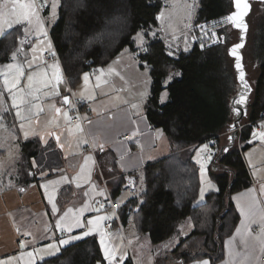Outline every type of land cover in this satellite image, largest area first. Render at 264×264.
Instances as JSON below:
<instances>
[{
  "label": "trees",
  "instance_id": "1",
  "mask_svg": "<svg viewBox=\"0 0 264 264\" xmlns=\"http://www.w3.org/2000/svg\"><path fill=\"white\" fill-rule=\"evenodd\" d=\"M60 1L59 19L51 31V39L59 54L63 72L69 77L73 89L82 83L85 73L89 74L87 63L96 72L125 50L135 52V37L144 32L149 38L150 33L160 27L159 16L165 7L163 0ZM232 7V0H201L196 21L220 20L230 14ZM224 30L221 27L223 33ZM260 30L263 39L264 25ZM23 34L21 27H15L0 38V66L10 61ZM261 45L256 51L260 75L255 85L248 122L239 133L241 146L219 157L222 150L220 147L215 158L219 157V167L233 171V180L229 172L211 173L219 190L210 193L203 204L210 208L209 214L198 219V226L193 233L172 250L179 264H193L194 261L207 259L211 264H220L224 258V242L232 236L239 224L240 217L231 197L249 185L248 169L243 157L253 139L252 127L248 124L264 119V41ZM219 48H222V52L218 51ZM146 49V56L140 57L141 68L149 69L152 79L147 117L154 127L166 133L174 153L145 168L146 191L141 196L142 203L135 216L138 233L148 235L154 245H161L173 239L181 224L203 206L198 204L202 172L194 160L195 150L224 133L234 112L231 101L237 85L231 70L227 68V50L224 46L205 51L194 46L191 51H181L175 57L170 54L166 43L156 37ZM172 71L180 72V76L165 88V80ZM165 89L168 90L169 100L162 105L160 97ZM77 96L90 103V108L84 112L85 118L91 110V101L87 97ZM9 114L13 121L16 116L13 111ZM13 122L12 127L16 126V121ZM34 145L38 144L26 142L23 145L25 159L28 158L30 163L42 152L40 148H33ZM124 184L125 178H121L118 192ZM114 196H117V191ZM137 204L136 200H132L126 207ZM38 264L108 262L97 238H89L64 248L58 256Z\"/></svg>",
  "mask_w": 264,
  "mask_h": 264
},
{
  "label": "crops",
  "instance_id": "2",
  "mask_svg": "<svg viewBox=\"0 0 264 264\" xmlns=\"http://www.w3.org/2000/svg\"><path fill=\"white\" fill-rule=\"evenodd\" d=\"M193 3L192 0H186L185 2V4L189 5L188 17L183 21V25L186 26L184 30L186 33L196 17V8L193 9ZM166 6L164 9L169 8L168 5ZM231 10H233V7L229 12ZM159 23L160 27L150 33L151 39L154 38L152 34L159 37L160 33L163 36L167 30L170 31L173 30L174 26H179V21H165L162 12L159 16ZM186 46L188 45H185L182 51H191L193 49L191 46ZM124 54L131 55L133 53L130 50L129 52H124ZM124 54L111 61L105 67L108 68L117 63V59ZM170 54L176 57L179 53L170 52ZM227 59V68L231 70V75L237 85L232 94L234 96L239 92V86L233 70V62H231L232 60L229 56H227ZM60 66L63 72L61 63ZM130 67V64L124 63L123 72L125 73ZM139 68L140 72L146 75L147 72L141 68V64ZM179 76L180 72L172 71L165 80V88ZM109 80L118 94V99L113 105H116L117 108H123L127 104L135 106L136 103L138 104L135 107L136 113L131 115L134 120L130 122L131 125L136 124V126L131 127L135 135L134 137L128 134L125 135L126 144H120L118 140L116 141L110 136L105 135L104 137L97 130L91 135L90 129L88 132L84 129L85 126L71 123L69 112L68 116H64L66 114L65 109L69 108L64 102V98L69 97L65 85L66 82L61 84L63 94L58 99L60 124L56 127H51L50 130L53 132L62 131L69 137V141L65 144H59L56 139L49 138L44 140L41 137V133L35 132L30 136L20 137L18 144H10L15 149L18 146L20 147V153L17 152V149L13 152L15 157L20 158L14 178H21L23 183L18 186H0V264H38L41 261L58 256L64 248L89 238H97L104 257V248L107 247L110 251H114L119 264H136L131 258L127 261L121 260L117 252V244H119L121 239L124 240L125 238L126 240L127 232L132 236L139 237L135 215L138 213L142 203L141 196L146 191L144 170L149 164L171 156L174 153V148L166 133L162 129L154 127L147 117V105L152 93L151 77L144 84L141 83L144 78L140 80V78L134 79L123 76L118 80ZM96 83L102 84L99 77L98 82L93 79L94 86ZM73 90L75 92L76 88ZM77 93L91 101V110L85 117L94 114L96 116L98 108L103 106L102 93L97 90L94 97L83 95L78 90ZM127 96L131 97V102L124 105ZM254 97L255 88L247 106L248 108H244L247 111H245V118H249L250 106L254 101ZM95 98L101 100H96ZM168 100L169 93L165 89L161 94L160 103L162 105L166 104ZM115 114H117V111ZM121 114L117 115V122H127L128 118ZM234 117L236 116L233 112L231 122L223 130V132L231 130V133L225 136L222 141V149H228L226 152L233 149L231 146L234 143V148L241 146V136H238L236 141L234 138L231 141L229 140V137H232ZM21 118L22 120L16 118L18 125L27 121L26 117ZM91 124L92 121H90L89 127ZM82 127L84 130L82 129L81 131ZM19 132L21 133V131ZM22 132L24 133V131ZM26 134L28 135V132ZM81 135H84L85 141L79 148L82 157L76 158V153L70 155V153L66 152L74 148L73 144H75V141L82 139L80 138L82 137ZM26 142H36L38 145L32 147L40 148L42 151L38 158H33L31 162L32 165L38 167L37 169L31 168L25 171L19 168V165H21L20 160L22 158L25 159L23 145ZM202 146L204 145L196 148L195 156ZM248 146L249 148L243 153V157L248 169L249 185L232 194L231 201L240 220L235 232L224 242V258L220 264H264V236L254 232L255 227L264 226V136L258 135L249 142ZM7 150L0 152V158L11 156ZM209 164L211 165V163ZM212 172L215 174L229 172L231 180L234 177L232 170L222 167L213 168V163L211 167L204 168L203 175L209 174L211 177ZM203 175L201 173V183ZM121 178H125V184L118 192ZM211 179L213 180L212 177ZM105 180L107 183H105ZM218 190L219 187L216 185V189L210 191L208 195ZM116 191L117 196L115 197L114 192ZM109 196H112L120 206L119 220L112 215L108 216L107 213L101 212L97 207L99 199H108ZM207 196L204 197L202 203L198 204H205ZM132 200H136L138 204L127 208V204ZM242 208L244 212L241 211ZM121 211L123 216H121ZM98 216L106 217V219L101 220L97 228H93L92 225L87 223L88 220ZM77 218H79L83 227H73L71 231H68L67 225L73 223ZM107 219L113 220L111 229H107L105 226ZM58 224H63L64 227H58ZM197 226V219L192 218V216L187 219L180 226L179 232L174 237H178L177 244L179 245L181 240L191 235ZM237 229H239V232ZM85 232L89 234L84 235ZM183 232H185L184 235H182ZM73 236H80L81 238L72 239L66 245L59 244V241L67 240ZM22 237L25 240H21ZM101 240H103V244H101ZM29 253H32L31 257L28 255ZM105 259L110 264L106 257Z\"/></svg>",
  "mask_w": 264,
  "mask_h": 264
},
{
  "label": "rangeland",
  "instance_id": "3",
  "mask_svg": "<svg viewBox=\"0 0 264 264\" xmlns=\"http://www.w3.org/2000/svg\"><path fill=\"white\" fill-rule=\"evenodd\" d=\"M163 1L165 7L168 5L170 8H163V19L167 22L170 20L179 21V26H174L173 30H167V35L165 34L162 36L159 33V38H161L166 43L171 53H180L185 45H188L186 47L191 46L193 48L195 45L193 36L190 32H188V30L192 24L197 22V13L201 7V0H192V2H194L193 9L196 8V17L194 22L188 28L187 33L184 32L186 26L183 25V21H185L189 13V5L185 4L186 0ZM21 2H27V0H21ZM5 3H7V8L3 7ZM35 3L37 5H43L37 9L39 21H37L36 18H33L30 23L28 21L16 23V17L11 14L10 11L12 7V0H0V11L8 12V15L0 18V26L5 29V34L15 27H21L24 33L18 49L13 53L15 55L13 56L12 54L10 61L0 66V152H3V150L6 151L8 149L7 151H9L11 155L7 156L6 158H0V186L4 187L18 186L23 183L21 178H14L16 175V169L18 168L17 163L20 158L15 157L13 152H15L17 149V152L20 153V147L18 146L15 149L10 144H18V139L20 137L30 136L35 132L41 133V137L44 140L54 138L59 144H65L69 141V137L62 131L53 132L50 130L51 127H56L58 124H60L61 119L58 99L63 94L61 91V84L62 82L65 83L63 77L64 72H62L60 66L61 62L56 56L57 51L54 47L53 41L51 40V31L59 19V8L61 1L35 0ZM53 4H55V8H53ZM232 11L233 10H231V12ZM5 20L13 24L11 29L8 28L7 23L4 22ZM180 20L182 21L180 22ZM248 22L250 25V31L248 45L244 51V61L247 72V80L255 88L257 79L260 75L259 61L256 58V51H258V47L262 46L261 44H263L264 41V37L262 39L260 30L264 25V3H256L253 5V10ZM223 30L225 32L223 33L221 31V33L227 37V43L224 46V49L228 50V47L236 44L239 41V31L235 30L230 25L223 26ZM139 34H141L139 38L137 36L135 37V44L138 48L135 52L131 51L133 54H124V52L130 51V49H127L122 53L124 55L117 59V63L111 65L108 68L105 66L99 67L95 75L85 73L83 75V82L76 87L75 92L77 95H79L77 90L79 93L91 97H94V94L97 90L102 93L101 98L104 100L103 106L98 108L96 116L94 114L84 118V129H86L88 132L90 129L91 135H93V133H95L94 131L97 130V132L102 134L104 137L106 135L110 136L116 141L118 140L120 144L127 143L125 140V135L128 134L132 137L135 135L131 127L136 126V124L131 125L130 122L134 120L131 118V115L136 113L137 110L135 107L138 106V104L136 103V106L127 104L131 102V97L127 96L124 101V105L127 104L125 107L117 108L116 105H113V103L118 99V94L114 90L113 84L109 79L118 80L123 76H126L128 78L131 77L134 79L140 78V80L144 78V81L141 80L142 84L149 81L150 70H144L147 72L146 75L140 72L139 66L142 62L140 50L143 47L148 46L147 44H149L152 39L151 37L147 38L144 32H140ZM156 36L157 35L152 34V37L156 38ZM258 42L260 43L257 45ZM221 50L222 48H219L218 51L222 52ZM47 54L51 56V59L46 58ZM226 55L229 56L227 52ZM231 62H233V60ZM124 63L130 64L132 67L131 70L130 67L125 73L123 72L124 69L122 68ZM29 65H31V67H29ZM17 68L22 69L24 75L19 77L20 82L17 87L12 88L11 91H9V85L5 83V80H15L18 76ZM29 75L33 76L31 86L29 85L28 81ZM57 77H60V79L58 80ZM98 77L102 84L96 83L94 86L93 79H96L98 82ZM65 85L67 87L68 94L69 88L66 83ZM13 97H15V99H13ZM95 99L101 100L99 98ZM115 110L117 111V114H115ZM11 111H13L14 115L16 116L14 119L15 121L17 119L22 120L21 117H26V123H21V125L16 123V126L12 127L11 124L14 120L12 121V115L9 114ZM68 112L69 108H66V114L64 116H68ZM114 114L115 116L113 117ZM119 114L128 118L127 122H117V115ZM90 121H92V124L89 127ZM247 122L248 118H245L242 125ZM82 129L83 127L81 128V131ZM19 131H21V133ZM22 131H24V133ZM27 132L28 135L26 134ZM230 133L231 130H228L220 135V147H222L223 138ZM81 136L82 137L80 138L82 139L75 141V144H73L74 148L70 149V151L66 153H70V155L76 153V158L82 157L81 150L79 148L83 143H85V141L84 135ZM255 138L256 137L253 139ZM205 151L206 149L202 146L199 148L195 156V161L201 168L202 166L203 168L212 166V163L210 165L209 163H204L201 160V155L204 154ZM20 162L21 165H19V168L25 171L31 168H38L36 165H32L28 161V158H22ZM211 185H214L215 187H211ZM216 185L217 184L211 179L209 174L203 175L201 189V191H203V197L200 196L198 201L199 204L203 202L204 197H206L210 191L216 189ZM208 209H210L208 205H203L195 211L192 218H195L198 221V219H200L204 214H209ZM184 233L185 232H183L182 235H184ZM140 236L141 235H139V237L134 235L132 236L127 232L126 240L125 238L124 240L121 239L119 244H117V252L122 261H127L131 258L136 264H179L172 252V250H174V248L178 245V237L172 239L168 243L154 245L148 236ZM109 262L110 264H119L117 258Z\"/></svg>",
  "mask_w": 264,
  "mask_h": 264
},
{
  "label": "built area",
  "instance_id": "4",
  "mask_svg": "<svg viewBox=\"0 0 264 264\" xmlns=\"http://www.w3.org/2000/svg\"><path fill=\"white\" fill-rule=\"evenodd\" d=\"M229 16V15H228ZM226 16V17H228ZM226 17L220 20H211L205 22H195L191 25L188 32H190L193 36L194 46L198 48L200 51H205L213 47L225 46L227 43V37L221 33V27L228 25L231 21H227ZM147 54L146 47H143L140 50V56L144 57ZM56 56L60 61L59 54L56 52ZM47 59H51L50 55H46ZM89 65V74H93L95 72V68L91 64ZM65 82L69 87V109H70V120L73 124H82L85 126L84 122V112L90 108V103L85 98H79L74 90L71 87L70 79L68 76L64 74ZM264 120V119H263ZM260 120L257 123H249L248 125L252 127V135L253 138L257 137L261 133H264V121ZM244 126L240 125L238 128L239 133L242 132ZM129 139V137H127ZM203 145H207L206 151L204 154L201 155V160L204 163H212L214 162L217 154L219 153V149L221 146V136L212 138L208 142ZM105 183L107 181L105 180ZM103 206V207H102ZM97 207L101 212L107 213L108 216H114L118 220L120 219L119 210L120 206L116 202L112 196H109L108 199H99L97 202ZM106 228L111 229L113 227V220L107 219L106 221ZM254 232L258 235L264 236V226H257L254 229ZM21 240H25L24 237Z\"/></svg>",
  "mask_w": 264,
  "mask_h": 264
},
{
  "label": "snow or ice",
  "instance_id": "5",
  "mask_svg": "<svg viewBox=\"0 0 264 264\" xmlns=\"http://www.w3.org/2000/svg\"><path fill=\"white\" fill-rule=\"evenodd\" d=\"M235 3V7L237 9V11H235L234 13H232L231 15H229L228 17H226L227 21H232L233 23H235V25L237 27H243L246 29V25L243 23V17L247 14L250 5L248 4V0H234ZM43 6V5H37L35 3V0H27V2H21V0H12V7L10 9L11 14H13L16 17V23H20L21 21H28L29 23L32 21L33 18H36L37 21H39V16H38V7ZM4 8H7V3H5L3 5ZM53 8H55V4H53ZM6 15H8V12L5 11H0V18L5 17ZM5 23H7L8 28L11 29L13 27V24L7 20L4 21ZM5 35V29L0 26V37H3ZM141 36V34H137V37L139 38ZM242 45H236L233 49H232V54L235 55L236 54V49L241 47ZM15 54H13L14 56ZM29 67H31V65H29ZM237 68H240V65H237ZM17 72H18V76L16 77L15 80L13 81H9V80H5V83L9 85V91H11L12 88L17 87V85L19 84V77L23 76V70L20 68H17ZM240 81L244 84V87L247 88V84L244 80V73L241 70L240 72ZM57 79L59 80L60 77H57ZM28 81H29V85L31 86V83L33 81V76L29 75L28 76ZM13 99H15V97H13ZM247 100L246 95H241L239 97L238 100L234 101L235 104H245ZM64 102L65 103H69L68 98L65 97L64 98ZM236 113L237 115H239V109H236ZM18 114V113H17ZM261 136H264V133L260 134ZM233 139V137H229V140L231 141ZM205 149L207 148V145L203 146ZM228 149L225 148L224 151L226 152ZM203 171L204 168L202 166L201 168V172L203 175ZM211 187H215L214 185H211ZM201 197H203V191H201ZM55 207V206H54ZM103 207V206H102ZM242 212H244V209H241ZM67 215V214H65ZM103 219H106V217H102V216H98L92 220H88V224L92 225L93 228H97L99 225V222ZM58 227L63 228L64 225L63 224H58ZM73 227H83V224L81 223V221L79 220V218L75 219L73 223L67 225V230L71 231ZM237 231L239 232V229H237ZM88 232H85L84 235H88ZM80 236H73L70 237L67 240H61L59 241L60 245H66L68 243H70V240L72 239H80ZM103 240H101V244H103ZM51 247H55V246H51ZM58 251V249H57ZM104 254L105 257L109 260V261H113L116 259V256L114 254V251H110L107 247L104 248ZM30 257L32 256V253L28 254ZM194 264H210L209 260H202V261H194Z\"/></svg>",
  "mask_w": 264,
  "mask_h": 264
},
{
  "label": "water",
  "instance_id": "6",
  "mask_svg": "<svg viewBox=\"0 0 264 264\" xmlns=\"http://www.w3.org/2000/svg\"><path fill=\"white\" fill-rule=\"evenodd\" d=\"M232 3H233V11L229 15H231L232 13L237 11V9L235 7L234 0H232ZM256 3H264V0H248V4L250 5V8H249L247 14L243 17V23L247 26L246 29L243 27H237L235 25V23H233L232 21L228 24L231 27H233L235 30L239 31V41L236 44L228 47V50H227L229 57L233 60V70H234L236 80H237V83L239 86V92L235 96H233L232 101H231V105H232V108L234 110V114L236 116V117H234V122H233V126H232V134H231V136L235 139V141L237 140V138L239 136L238 128L240 125H242V123L244 122L245 116H246V113H245L246 110H244V108L246 107V109H247V106L250 103L251 96L254 92L253 86L247 80V72H246L245 61H244L245 60L244 51L248 45V38H249V31H250V25H249L248 19L252 13L253 5ZM236 45H242V46L237 48L236 54L233 55L232 49ZM238 64L240 65L239 69L237 68ZM241 70L244 73V80L248 86L247 88H245L244 84L240 81L239 77H240ZM241 95H246V97H247L246 103L243 106L240 104L234 103V101L238 100ZM67 98H68V101H70V98L69 97H67ZM66 105L69 107V103H66ZM236 109H239V115H237ZM234 146H235V143L231 146V148H234ZM224 153H227V152H225L222 149L219 157L223 156ZM219 157L215 160V162L213 164V168L218 169L219 166L217 165V163H218Z\"/></svg>",
  "mask_w": 264,
  "mask_h": 264
},
{
  "label": "flooded vegetation",
  "instance_id": "7",
  "mask_svg": "<svg viewBox=\"0 0 264 264\" xmlns=\"http://www.w3.org/2000/svg\"><path fill=\"white\" fill-rule=\"evenodd\" d=\"M240 105H242V106H243L244 104H240Z\"/></svg>",
  "mask_w": 264,
  "mask_h": 264
}]
</instances>
